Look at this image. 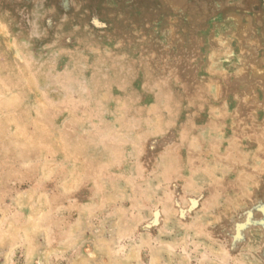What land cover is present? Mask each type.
<instances>
[{"label": "rangeland", "instance_id": "rangeland-1", "mask_svg": "<svg viewBox=\"0 0 264 264\" xmlns=\"http://www.w3.org/2000/svg\"><path fill=\"white\" fill-rule=\"evenodd\" d=\"M0 264H264V0H0Z\"/></svg>", "mask_w": 264, "mask_h": 264}]
</instances>
